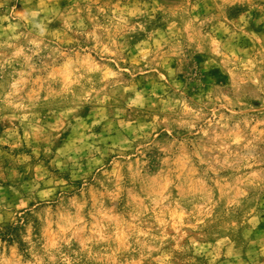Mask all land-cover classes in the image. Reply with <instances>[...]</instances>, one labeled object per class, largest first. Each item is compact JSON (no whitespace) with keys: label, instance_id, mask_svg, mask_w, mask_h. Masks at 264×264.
<instances>
[{"label":"rangeland","instance_id":"374dc122","mask_svg":"<svg viewBox=\"0 0 264 264\" xmlns=\"http://www.w3.org/2000/svg\"><path fill=\"white\" fill-rule=\"evenodd\" d=\"M0 264H264V0H0Z\"/></svg>","mask_w":264,"mask_h":264},{"label":"clouds","instance_id":"9594fccd","mask_svg":"<svg viewBox=\"0 0 264 264\" xmlns=\"http://www.w3.org/2000/svg\"><path fill=\"white\" fill-rule=\"evenodd\" d=\"M131 15H136V13H135V12H133V13H131ZM139 27H141V28H142V25H141V26H139Z\"/></svg>","mask_w":264,"mask_h":264}]
</instances>
